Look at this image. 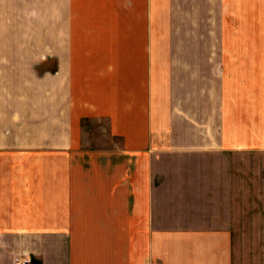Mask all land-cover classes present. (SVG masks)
<instances>
[{
	"label": "crops",
	"instance_id": "1",
	"mask_svg": "<svg viewBox=\"0 0 264 264\" xmlns=\"http://www.w3.org/2000/svg\"><path fill=\"white\" fill-rule=\"evenodd\" d=\"M0 82V264H264V0H0Z\"/></svg>",
	"mask_w": 264,
	"mask_h": 264
},
{
	"label": "built area",
	"instance_id": "2",
	"mask_svg": "<svg viewBox=\"0 0 264 264\" xmlns=\"http://www.w3.org/2000/svg\"><path fill=\"white\" fill-rule=\"evenodd\" d=\"M29 263V260L28 259H18L16 258L15 262L13 264H27Z\"/></svg>",
	"mask_w": 264,
	"mask_h": 264
},
{
	"label": "rangeland",
	"instance_id": "3",
	"mask_svg": "<svg viewBox=\"0 0 264 264\" xmlns=\"http://www.w3.org/2000/svg\"><path fill=\"white\" fill-rule=\"evenodd\" d=\"M0 83H2V82H0ZM11 83H12V82H8V88H10V86H11Z\"/></svg>",
	"mask_w": 264,
	"mask_h": 264
}]
</instances>
